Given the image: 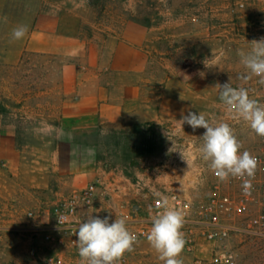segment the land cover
<instances>
[{"label":"rangeland","instance_id":"rangeland-1","mask_svg":"<svg viewBox=\"0 0 264 264\" xmlns=\"http://www.w3.org/2000/svg\"><path fill=\"white\" fill-rule=\"evenodd\" d=\"M39 16L47 22L45 59L27 51L37 50V41L29 47L15 41V49H24L19 62L0 61V118L14 127L22 162L15 183L0 186V264H39L52 255L54 249L34 229L49 220L56 202L95 182L99 197L93 211L112 220L127 218L135 205L146 213L157 197L178 193L201 204L214 194L217 179L199 152L205 129L182 128V115L163 109L165 96L180 105L189 100L190 111L203 113L212 124L228 123L241 151L253 155L262 148L264 137L233 118L216 85L231 80L264 105V84L255 76L241 79L248 70L238 56L239 50H250L249 42L264 38V0H30L32 33L39 32ZM109 37L144 51L143 101L158 111V118L135 115L98 129L107 135L73 136L62 126L65 89L56 88L64 80L60 67L88 65ZM59 161L72 173L58 169ZM39 163L46 167V185L29 186V166ZM86 167L94 176L82 184ZM75 174L78 185L71 184ZM222 185L224 191L232 188ZM198 243L194 253L184 248L183 264H195L197 258L216 264L221 254L228 264H264V238L237 234L221 246L203 239ZM134 258L163 264L149 242Z\"/></svg>","mask_w":264,"mask_h":264},{"label":"crops","instance_id":"crops-1","mask_svg":"<svg viewBox=\"0 0 264 264\" xmlns=\"http://www.w3.org/2000/svg\"><path fill=\"white\" fill-rule=\"evenodd\" d=\"M19 25L27 26L28 32L22 39L13 40L12 31ZM31 27L30 0H0V46H3L0 49V61L6 58L10 63L19 62L24 49H15V41L23 42L22 46L28 43V47L37 41L39 48H28L27 51L37 52L39 59L41 56L45 59L47 22L39 16V32L32 33ZM144 56L140 47L109 37L100 50L90 55L88 65L78 67L70 63L61 66L60 73L64 75V80L56 84V88L58 86L61 92L65 89L61 109L63 129L71 131L76 137H95L101 136L98 129L117 126L135 115L148 114L152 118L155 113L157 119L158 111L143 101L144 84L141 72L144 70ZM174 84L173 81L168 82L166 90ZM162 107L172 116L187 115L191 110V103L187 100L180 105L165 96ZM59 163L58 169H69L64 163ZM21 169L22 162L15 146V129L12 125L3 123L0 118V186H12L20 176ZM29 170L28 185L44 187L46 167L39 163L29 166ZM88 170H92V167L83 169L87 175L83 177L82 184L94 176V172ZM79 180L80 177L75 174L71 177V184L78 185Z\"/></svg>","mask_w":264,"mask_h":264},{"label":"clouds","instance_id":"clouds-1","mask_svg":"<svg viewBox=\"0 0 264 264\" xmlns=\"http://www.w3.org/2000/svg\"><path fill=\"white\" fill-rule=\"evenodd\" d=\"M27 32V26L19 25L13 29L12 39L20 40ZM249 44L250 50L238 51L241 64L248 70L241 79L247 82L255 76L264 84V38L252 40ZM216 86L219 99L228 107L233 118L248 123L257 136L264 137V105L250 98L247 88L233 87L231 80ZM178 121L182 128L187 124L193 130L205 129L201 137L203 144L199 148L202 159L209 162L210 170L220 181H227L230 177L241 179L244 193L250 194L258 160L247 150L241 151L242 144L232 127L226 122L212 124L203 113L192 111L187 115L182 114ZM107 134L106 129L101 130V135ZM160 208L151 217V228L146 239L163 264H183L179 257L186 244L182 232L184 216L170 208L166 200L160 204ZM75 235L80 264H119L123 255L133 251L137 243V236L128 230L124 217H116L113 221L111 216L101 218L93 215V212L80 222Z\"/></svg>","mask_w":264,"mask_h":264},{"label":"built area","instance_id":"built-area-1","mask_svg":"<svg viewBox=\"0 0 264 264\" xmlns=\"http://www.w3.org/2000/svg\"><path fill=\"white\" fill-rule=\"evenodd\" d=\"M253 156L258 160V167L248 195L244 193L241 179L230 177L229 180L222 182L215 176L217 179L215 192L204 203L196 204L189 197L173 193L168 197L155 198L146 213H142L141 209L134 216L132 211L125 219L128 230L137 236V243L133 251L123 255L119 264H146L141 258L136 259L134 256L140 252L141 245L148 242L146 235L151 228V217L161 210L160 204L165 200L170 208L184 216L182 228L186 240L184 248L190 254L201 246L198 239L221 246L220 243L223 244L225 240L237 234L264 238V138L262 148ZM222 184L232 188L230 191H224ZM98 197L95 182L54 204L49 212V220L34 229L42 234L43 242L54 249V253L43 258L39 264H80L75 233L80 222L89 214L93 212V215H96L93 208ZM29 215L33 217L34 214ZM238 219L243 223L239 225ZM224 258L225 255L221 254L214 263L228 264ZM195 264L212 263L207 259L197 258Z\"/></svg>","mask_w":264,"mask_h":264},{"label":"water","instance_id":"water-1","mask_svg":"<svg viewBox=\"0 0 264 264\" xmlns=\"http://www.w3.org/2000/svg\"><path fill=\"white\" fill-rule=\"evenodd\" d=\"M140 208H141L140 205H135V206L133 207V213H134V216H136V214H137V212L139 211Z\"/></svg>","mask_w":264,"mask_h":264}]
</instances>
